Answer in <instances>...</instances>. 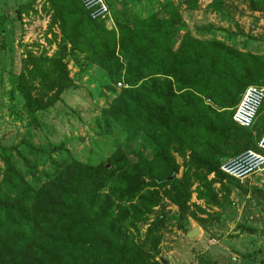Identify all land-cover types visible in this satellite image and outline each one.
<instances>
[{
  "label": "rangeland",
  "instance_id": "1",
  "mask_svg": "<svg viewBox=\"0 0 264 264\" xmlns=\"http://www.w3.org/2000/svg\"><path fill=\"white\" fill-rule=\"evenodd\" d=\"M106 1L114 24L100 33L79 19L68 0H0V182L5 159L34 190L77 163L89 171L88 190L95 191L98 179L105 181L98 190L101 205L110 200L112 216L124 217L122 232L152 264H201L200 256L214 264H264V187L248 192L242 182L196 166L203 149L220 155V166L239 152L231 130L211 115L212 127L196 133L202 145L193 151L184 137L157 130L156 121L136 114L137 105L115 119L108 109L124 87L115 83L106 56L126 66L129 30H158L159 43L174 48L188 35L230 40L247 29L264 36V0ZM60 72L67 74V87L54 86ZM21 84L38 100L31 113ZM262 129L259 114L249 130L253 143ZM159 143L167 147L164 161L156 157ZM140 158L153 162V173L160 176L170 173L174 161L176 177L189 193L184 211L170 185L155 187L143 177ZM73 177L79 181L85 175ZM204 177L211 183L208 190L198 181ZM123 180L131 187L140 182L142 189L132 201L119 203L111 187L123 189ZM199 190L208 194L206 200ZM190 231L197 234L188 237Z\"/></svg>",
  "mask_w": 264,
  "mask_h": 264
},
{
  "label": "trees",
  "instance_id": "2",
  "mask_svg": "<svg viewBox=\"0 0 264 264\" xmlns=\"http://www.w3.org/2000/svg\"><path fill=\"white\" fill-rule=\"evenodd\" d=\"M68 1L82 22L90 23L100 33L104 31L105 23L90 20L78 0ZM159 36L158 30L144 33L129 30L125 67L106 52L115 83L124 87L109 107V114L115 119L122 118L137 105L136 114L156 121L157 130L184 137L193 151L202 145L196 133L201 128H211L210 119L214 115L223 130H231L230 135L236 140L239 151L235 154L254 148L250 129L235 124L232 112L245 88L264 86V56L241 52L217 40H197L189 35L174 48L159 43ZM54 77V86L69 85L63 80L66 78L69 83L65 72ZM18 88L31 113L38 100L32 97L30 88L22 84ZM259 114L264 115V103ZM224 134L229 136L228 132ZM166 148L164 143L156 146V157L160 161L166 159ZM219 157L203 149L196 166L222 178L227 174L220 170ZM138 161L143 177L152 185H170L177 191L174 202L184 211L189 193L176 177L178 166L174 161L171 160L170 173L163 176L153 173V162L143 158ZM4 163L5 175L0 182V264L153 263L147 260L148 254L122 232L120 223L124 217L112 216L114 210H109L110 200H103L101 205L98 190L104 188L105 181L98 179L95 191L88 190L89 171H85V167L73 163L34 190L18 177L8 159ZM76 174L85 177L77 181L73 177ZM123 181V189L111 187L119 203L132 201L142 189L140 182L131 187L133 183ZM198 181L200 187L207 190L211 187L207 177L198 178ZM4 186L8 190L6 195L1 192ZM198 195L206 200L208 194L199 190ZM198 260L201 264H214L201 256Z\"/></svg>",
  "mask_w": 264,
  "mask_h": 264
},
{
  "label": "built area",
  "instance_id": "3",
  "mask_svg": "<svg viewBox=\"0 0 264 264\" xmlns=\"http://www.w3.org/2000/svg\"><path fill=\"white\" fill-rule=\"evenodd\" d=\"M92 21L112 23V13L106 0H78ZM264 103V86H248L233 108L232 120L241 128L251 129ZM220 169L228 176L243 182L264 170V131L258 137L256 148L246 149L227 158Z\"/></svg>",
  "mask_w": 264,
  "mask_h": 264
},
{
  "label": "crops",
  "instance_id": "4",
  "mask_svg": "<svg viewBox=\"0 0 264 264\" xmlns=\"http://www.w3.org/2000/svg\"><path fill=\"white\" fill-rule=\"evenodd\" d=\"M240 33H241L240 31H237L236 33L237 35L232 34L230 36L231 37L230 40L224 37H219V38L216 37L215 40L222 42L241 52H248L251 54L264 56V42L261 40L264 38V36L260 35L258 30L249 32V30L246 29L244 31L245 34L243 32L241 34ZM261 131L263 132L264 129H262ZM257 140H256V143H257ZM256 143H255L254 148H256ZM242 183L244 184V187H240V188L248 192L251 189H253V187H264L263 186L264 185V170L245 178ZM247 197L249 198L250 196L248 195Z\"/></svg>",
  "mask_w": 264,
  "mask_h": 264
},
{
  "label": "water",
  "instance_id": "5",
  "mask_svg": "<svg viewBox=\"0 0 264 264\" xmlns=\"http://www.w3.org/2000/svg\"><path fill=\"white\" fill-rule=\"evenodd\" d=\"M197 234V231H190V232H188V237H193V236H195Z\"/></svg>",
  "mask_w": 264,
  "mask_h": 264
}]
</instances>
